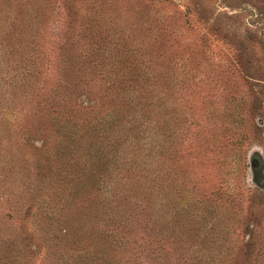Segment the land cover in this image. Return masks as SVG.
Segmentation results:
<instances>
[{
  "label": "rangeland",
  "instance_id": "374dc122",
  "mask_svg": "<svg viewBox=\"0 0 264 264\" xmlns=\"http://www.w3.org/2000/svg\"><path fill=\"white\" fill-rule=\"evenodd\" d=\"M0 264H264V0H0Z\"/></svg>",
  "mask_w": 264,
  "mask_h": 264
},
{
  "label": "trees",
  "instance_id": "16d2710c",
  "mask_svg": "<svg viewBox=\"0 0 264 264\" xmlns=\"http://www.w3.org/2000/svg\"><path fill=\"white\" fill-rule=\"evenodd\" d=\"M58 116H55L54 118H53V121H55L56 120V118H57ZM52 121V122H53ZM101 157L102 158H105V155H101ZM108 161V160H107ZM106 161V163H103V165L101 164V162H100V165L101 166H103V167H105L106 169H105V174L107 173V171L109 170V168H110V166H109V164H108V162ZM112 163H113V161H112ZM132 167V166H131ZM131 167L128 169V171H130L131 170ZM136 168H138V166L136 165ZM99 169L101 170V167L99 166ZM102 170H103V168H102ZM119 172V171H118ZM104 177H106V175L104 176ZM104 177H100L101 178V180H102V182H103V184H104V187H106L107 188V190H108V194H111V190L113 189V184H109L110 183V181L111 180H106V182H107V184L105 183V179L106 178H104ZM100 178H99V181H100ZM84 188H85V186H83ZM96 187V186H95ZM94 185L92 186V184H87V186H86V188H85V190H84V192H83V194H84V196L85 197H87L88 198V196L92 193V191L94 192ZM98 190V188L96 187L95 188V190ZM99 189H101V185H99ZM91 198V197H90ZM112 224H115V222H113ZM112 235H113V232L111 233ZM113 239V238H112ZM112 239H111V237H109V235H108V240L107 241H112ZM81 254V253H80Z\"/></svg>",
  "mask_w": 264,
  "mask_h": 264
}]
</instances>
